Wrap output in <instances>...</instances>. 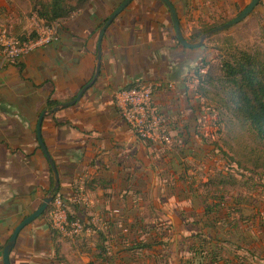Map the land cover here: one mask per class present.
Wrapping results in <instances>:
<instances>
[{
	"label": "crops",
	"instance_id": "1",
	"mask_svg": "<svg viewBox=\"0 0 264 264\" xmlns=\"http://www.w3.org/2000/svg\"><path fill=\"white\" fill-rule=\"evenodd\" d=\"M122 1L89 0L83 9L59 20L57 40L51 44L14 62L0 55V264L11 233L40 206L50 193L51 179L55 180L36 137L38 117L54 108H47V100L65 104L92 80L100 30ZM170 1L188 39L193 32L229 21L250 2ZM232 28H237L236 37L246 35L244 43L254 42L264 33V0L227 30ZM17 30L12 31L14 36ZM214 61L216 55L204 44L188 49L178 43L170 14L160 1L133 0L105 31L94 84L73 106L48 113L41 126L43 144L59 178L54 193L68 203L83 187L88 206L69 205L68 213L82 222H94L97 231L105 234L95 230L78 239L59 235L54 240L43 214L19 233L10 264H185L192 249L199 251L203 238L206 250L216 253L220 264H234L237 255L229 258L226 253L237 254L244 248L235 241L229 222L242 228L246 222L251 226L256 217L209 218L205 209L214 199L196 215L164 208L170 202L168 192L188 198L195 192L187 173L189 164L202 158V144L192 131L204 121V100L195 93L196 73L203 75L207 63ZM202 63L206 65L199 68ZM141 83L153 85L152 101L171 136L169 145L138 140L115 108L116 91ZM229 202L239 207L236 195ZM145 204L157 222H166L167 229L139 217ZM261 236L256 243L260 250ZM147 242L154 245L137 248ZM65 244L73 253L63 252Z\"/></svg>",
	"mask_w": 264,
	"mask_h": 264
},
{
	"label": "rangeland",
	"instance_id": "2",
	"mask_svg": "<svg viewBox=\"0 0 264 264\" xmlns=\"http://www.w3.org/2000/svg\"><path fill=\"white\" fill-rule=\"evenodd\" d=\"M38 1L46 2L47 0H0V51L12 41H22L21 37L26 39L34 33L36 23L40 22L34 18L35 14L32 9ZM68 2L71 5L75 4L73 0ZM16 29L19 30L14 36L12 31H16ZM236 29L232 28L231 30L218 33L205 41L206 49L216 55V61L207 63V70H210L211 74H218V56L228 55L235 50L254 49L264 60V33H261L254 42L248 41L244 43L245 39H247L246 35L239 34V37H236L234 34ZM39 32L42 35V31ZM233 38H235V42ZM1 45H4V47ZM247 47L249 49H246ZM205 91H208L209 97L202 102L204 106V121L196 126L197 131H192V135H196L201 139L200 156L202 158H196L195 163L189 164L190 170L187 173L188 182L193 186L192 189L195 192H192L189 198L184 197L182 194L175 195L171 191L168 192L167 197H169L170 202L164 208L167 212L184 210L192 215L199 214L207 203H211L210 201H212L215 193L213 191L219 187L224 189L223 191H226L230 197L238 196L239 193H242L245 204L243 207L244 218L254 219L256 217V221H260V219L264 218V147L237 120L231 118L228 112H223V120L218 122L214 113V109L217 107L216 101L218 100L214 94L215 90L212 87H207ZM160 117L162 118L161 114ZM193 148L198 147L195 146ZM193 153L197 154L196 151ZM233 162L236 165L238 164V167ZM255 165L257 166L255 167ZM229 166L231 169L228 173L233 174L237 180L235 186L233 184L226 187L215 186L223 178L217 176V174L222 171L223 176L226 177L225 172H227ZM229 180L233 183V180ZM244 183L246 184L243 186ZM255 206L260 209V212L254 209ZM94 212L91 210V213ZM225 214L226 211H222L221 217ZM139 217L144 219L146 223H155L162 231L168 228L166 222L156 221L157 219L146 204L144 205L142 216ZM236 217L238 218L239 216L236 215ZM190 218L192 219L193 216ZM44 220L46 222L50 221L48 213H45ZM89 223L92 222L89 221ZM92 229L97 231L94 226H92ZM79 237H73V239H78ZM259 246L264 251L263 236H261ZM247 251L244 249L243 251L239 250L237 254H226L229 258L237 255L234 264H246L249 262L264 264V253H247ZM63 252L73 253V250H70L69 244H65ZM165 254L161 253V256Z\"/></svg>",
	"mask_w": 264,
	"mask_h": 264
},
{
	"label": "trees",
	"instance_id": "3",
	"mask_svg": "<svg viewBox=\"0 0 264 264\" xmlns=\"http://www.w3.org/2000/svg\"><path fill=\"white\" fill-rule=\"evenodd\" d=\"M68 1L71 0H47L46 2H39L33 7V12L38 19V21L44 25L48 26L59 20L67 19L77 10L83 9L89 0H73L74 5H71ZM227 22V21H226ZM225 23V22H224ZM223 23H216L210 27H205L204 29L193 32L191 34V39L197 40L202 34L222 25ZM31 38L35 37V34L30 35ZM24 40L25 37H21ZM253 50H235L230 54L224 56H219V66L218 74L213 75L210 70H207L203 75L196 73L198 84L195 93L199 98L203 100L208 98V91H205L207 87L214 88V94L218 98L216 101V109H214L215 118L223 120V112H228L230 117L237 120V122L248 130V132L254 137V139L264 147V60L261 56ZM206 64L202 63L199 68L204 67ZM59 105L57 101L47 100L46 106L51 109ZM155 106V105H154ZM197 121V119L195 118ZM199 124V123H198ZM197 131V129H196ZM146 143H152L151 141H144ZM233 164L238 167V164L233 162ZM257 165H255L256 167ZM230 167V166H229ZM227 168L226 177L223 176V172L220 171L219 176L223 177L220 181L216 183L215 186H235L237 180L233 174L228 173L230 168ZM233 171V170H232ZM225 177V178H224ZM233 180V183L229 179ZM246 183L243 184V186ZM50 189L52 190L54 185V179L50 181ZM224 189L217 187L214 190V204L205 209V216L209 218H221L222 211H226V217L230 214H237L239 220L244 221V212L242 203L243 195L239 193L237 196L236 207L229 202L230 196ZM58 192V190L56 191ZM77 208V207H75ZM78 209V208H77ZM260 212L259 210H257ZM48 212V211H47ZM69 221L82 220L77 219L70 212L67 213ZM45 215V214H44ZM49 222V221H48ZM49 231L52 238L55 240L59 237L57 231H55L50 222L48 223ZM231 230L235 232L236 242L239 243L242 248L248 250L249 253H264L256 246V243L260 240V233L264 235V218L260 221H253L251 226L232 223ZM248 226V227H247ZM245 227V228H244ZM98 234L101 231H97ZM106 232V231H105ZM154 239V238H153ZM202 245H199V251L191 250V258L187 260L185 264H220L217 261V254L206 250L205 244L203 243L205 239H200ZM157 244H159L157 242ZM153 242H147L138 245L137 248H149L153 246ZM248 264H254L253 262Z\"/></svg>",
	"mask_w": 264,
	"mask_h": 264
},
{
	"label": "built area",
	"instance_id": "4",
	"mask_svg": "<svg viewBox=\"0 0 264 264\" xmlns=\"http://www.w3.org/2000/svg\"><path fill=\"white\" fill-rule=\"evenodd\" d=\"M34 18L37 19L35 15ZM39 24L36 23V28L34 29L35 37H28L22 41L14 40L6 47L1 45L4 49L0 51V55L5 61L14 62L35 49L49 45L57 40L59 21L48 26L42 24L40 26ZM39 31H42V35ZM152 91L153 85L151 83H141L116 91L113 94L114 105L128 130L138 140L169 145L171 136L163 118L160 117L159 110L153 104ZM69 202L64 201L60 194H53V200L47 210L48 212L46 211L52 228L60 236L66 238L94 234L95 229H92L94 222L69 221L67 217L69 205L83 208L88 206L85 189L78 187ZM114 212L116 213V211Z\"/></svg>",
	"mask_w": 264,
	"mask_h": 264
},
{
	"label": "water",
	"instance_id": "5",
	"mask_svg": "<svg viewBox=\"0 0 264 264\" xmlns=\"http://www.w3.org/2000/svg\"><path fill=\"white\" fill-rule=\"evenodd\" d=\"M132 1L133 0H123L120 3V5L113 11V13L108 17L105 24L102 26L100 33H99L98 42H97V63H96L95 72H94L92 80L89 83H87L84 87H82V89L79 91V93L76 95V97L74 99H72L71 101H69L65 104L54 107L50 111H43L40 114V116L38 117L37 124H36V137H37L39 146H40L42 152L44 153V155H45V157H46V159H47V161H48V163H49V165L53 171V174L55 177L54 185H53V188L50 191V193L42 200L40 206L32 214H30L22 222H20L15 227L13 232L11 233L7 243L3 246V250H2L3 264H10L9 255L15 246L16 239H17L19 233L21 232V230L24 227L31 224L33 221H35L36 219H38L39 217H41L43 214L46 213V211L48 210V208H49V206L53 200V194H54V192L57 191V189L59 187V178H58L57 171L55 169V164H54L53 160L51 159V157L49 156V154L45 148V145L43 144L42 138H41V126H42L43 119L48 113L52 114V113L59 111L60 109H64V108L73 106L75 103H77L81 99L83 94L94 84V82L97 79V76L99 74L100 63H101V42H102L103 36L105 34V31L109 27V25L112 23V21ZM158 1H160L167 8V10L170 14L174 33H175V37H176L178 43L181 46L188 48V49H197V48H200L204 44V42L207 39H209L210 37H212L218 33H221L223 31L231 28L232 26L240 23L241 21H243L254 10V8L258 5L260 0H250L248 5L238 15H236L234 18L230 19L229 21L223 23L222 25L215 27L214 29L202 34L197 40L188 39V38H185L183 36L176 10H175L173 4L171 3V1L170 0H158Z\"/></svg>",
	"mask_w": 264,
	"mask_h": 264
}]
</instances>
